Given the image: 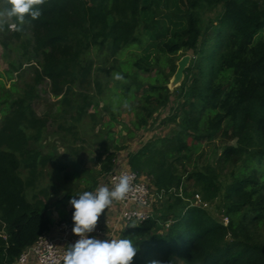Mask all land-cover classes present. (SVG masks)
I'll use <instances>...</instances> for the list:
<instances>
[{
  "label": "trees",
  "instance_id": "obj_1",
  "mask_svg": "<svg viewBox=\"0 0 264 264\" xmlns=\"http://www.w3.org/2000/svg\"><path fill=\"white\" fill-rule=\"evenodd\" d=\"M177 1L185 7L180 12L184 25L180 30L165 27L160 49L169 57L192 53L180 86L179 132L128 155L130 168L147 176L157 195L175 196L171 208L176 216L173 222L163 219L164 225L171 224L162 234L159 220L153 218L133 230L151 239L146 261L139 264H264V242L255 238L264 228V0H222L224 12L210 30H204L198 12L212 0ZM36 7L40 17L26 15L21 30L12 33L17 40L28 36L26 44L42 59L36 81L50 82L58 98L86 83L91 70L81 66V59L97 41L108 43L114 57L136 45L151 10L148 0H46ZM134 66L143 74L153 68L140 59ZM134 78H140L138 73ZM168 83L163 74L147 77L139 99L145 115L141 121L166 106L172 95ZM1 114L0 264H16L51 230L45 201L36 196L30 201L27 192L36 188L52 157L30 148L27 130L48 125L31 104L16 101ZM113 159L107 158L108 168ZM235 159L240 166L224 183L218 163ZM186 181L199 188L204 203L222 196L227 224L201 207L185 204Z\"/></svg>",
  "mask_w": 264,
  "mask_h": 264
},
{
  "label": "rangeland",
  "instance_id": "obj_2",
  "mask_svg": "<svg viewBox=\"0 0 264 264\" xmlns=\"http://www.w3.org/2000/svg\"><path fill=\"white\" fill-rule=\"evenodd\" d=\"M170 3H174L173 7H169ZM148 4L151 10L138 31V43L114 57L108 43L97 41L81 59V66L91 70L86 83L75 85L59 98L53 95L50 82L36 81V69H40L42 59L26 44L28 36L23 35L21 40L14 38V30L4 28L11 21L0 27V123L4 118L2 109L16 101L31 104L39 117L48 119L45 129L27 130L30 148L52 157L36 188L29 190L27 197L30 201L34 196L45 201L47 216L52 222L51 233L62 224L74 227V208L69 203L74 195L95 191L97 187L105 185L111 189V174L124 167L130 168V153L137 152L150 141L175 137L179 132L181 114L177 112L182 101L180 86L183 81L176 82L172 70L174 66L178 69L183 57L192 58V53L182 52L169 57L164 55L160 46L164 40L161 35L167 32L165 27L182 29L184 19L180 12L185 7L177 0H148ZM7 5V0H0V10ZM223 12L222 0L203 3L198 13L204 30L217 26ZM168 15L172 16V25ZM167 34L170 36V31ZM139 59L144 65L152 64L149 73L143 74L134 66ZM125 66L130 67L126 69ZM135 73H138L139 79L134 78ZM156 73L168 78L172 95L166 106L155 110L151 119L141 121L145 120L139 107L143 84H146L147 77H153ZM125 74L128 77H124ZM127 87L130 88L128 92ZM206 150L210 152V148ZM215 151L221 153V150ZM111 155L114 159L108 168L110 164L107 158ZM240 163L237 159L227 165L218 163V172L224 183L229 181ZM193 167L189 166L188 170ZM21 174L24 178L28 175L24 168ZM141 178L150 185L147 176ZM185 187L189 194L184 200L185 204L201 207L215 221L227 224L222 196L214 202L204 203L199 188L193 182L186 181ZM42 191H45V195ZM152 193L155 190L152 189ZM174 204L175 196H154L150 215L159 220V234L165 233L171 224L164 225V218L168 217V222H173L176 209L171 206ZM133 223L139 226L136 222L121 221L119 207L114 201L100 215L94 231L89 234L115 233V239H131L134 245H138L132 264H139L146 261L151 239L136 236L133 230L137 226H129ZM255 236L258 241L264 242V228Z\"/></svg>",
  "mask_w": 264,
  "mask_h": 264
},
{
  "label": "clouds",
  "instance_id": "obj_3",
  "mask_svg": "<svg viewBox=\"0 0 264 264\" xmlns=\"http://www.w3.org/2000/svg\"><path fill=\"white\" fill-rule=\"evenodd\" d=\"M46 0H7L9 8L0 10V27L8 23L11 30L20 31L25 22L26 15L31 19H38L41 10L38 5H43ZM133 177L122 173L115 178V183L110 189L107 185L100 186L95 191H84L69 201L74 208L72 220L74 227L72 232L79 237L68 246L63 264H132L138 251V245L128 238L101 240L95 237L89 238L93 232L100 215L109 208L114 201H123L133 190ZM75 197H78L75 198ZM137 226L135 223L129 225ZM151 264H161L160 261H152Z\"/></svg>",
  "mask_w": 264,
  "mask_h": 264
},
{
  "label": "built area",
  "instance_id": "obj_4",
  "mask_svg": "<svg viewBox=\"0 0 264 264\" xmlns=\"http://www.w3.org/2000/svg\"><path fill=\"white\" fill-rule=\"evenodd\" d=\"M122 173L133 177V190L123 201H115L120 210L121 221L141 224L152 219L150 210L154 196L162 198L163 195L152 193L150 185L129 167L118 169L111 174V186L116 182L115 178ZM88 235L89 238L115 239V233L98 232L96 236ZM78 239L79 237L72 232L71 226L62 224L55 229L54 234L43 235L34 245L27 248L16 264H63V256L68 246L73 245Z\"/></svg>",
  "mask_w": 264,
  "mask_h": 264
},
{
  "label": "water",
  "instance_id": "obj_5",
  "mask_svg": "<svg viewBox=\"0 0 264 264\" xmlns=\"http://www.w3.org/2000/svg\"><path fill=\"white\" fill-rule=\"evenodd\" d=\"M190 61H191L190 56H185L180 60V62L178 63V69L175 73L176 82H182L183 81L185 71L190 64Z\"/></svg>",
  "mask_w": 264,
  "mask_h": 264
},
{
  "label": "crops",
  "instance_id": "obj_6",
  "mask_svg": "<svg viewBox=\"0 0 264 264\" xmlns=\"http://www.w3.org/2000/svg\"><path fill=\"white\" fill-rule=\"evenodd\" d=\"M53 230V229H52ZM54 231V230H53ZM51 233V232H50ZM51 234H54V232L53 233H51Z\"/></svg>",
  "mask_w": 264,
  "mask_h": 264
}]
</instances>
